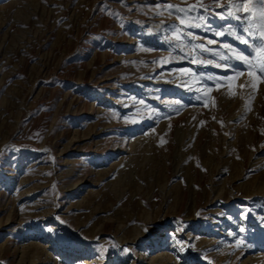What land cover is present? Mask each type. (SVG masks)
Returning <instances> with one entry per match:
<instances>
[{
  "label": "rangeland",
  "instance_id": "rangeland-1",
  "mask_svg": "<svg viewBox=\"0 0 264 264\" xmlns=\"http://www.w3.org/2000/svg\"><path fill=\"white\" fill-rule=\"evenodd\" d=\"M235 15L264 26L258 0H0V264H264V53Z\"/></svg>",
  "mask_w": 264,
  "mask_h": 264
},
{
  "label": "snow or ice",
  "instance_id": "snow-or-ice-1",
  "mask_svg": "<svg viewBox=\"0 0 264 264\" xmlns=\"http://www.w3.org/2000/svg\"><path fill=\"white\" fill-rule=\"evenodd\" d=\"M166 2V0H165ZM213 4L217 3V0H212ZM246 3V0H245ZM258 5L259 7L264 10V0H258ZM169 7H172L171 5H169ZM237 8H239V5H237ZM247 10V8H246ZM185 9H179V12H184ZM224 11H227V6L224 7ZM204 12H209L210 13V9L204 6H201L200 9L195 10L194 12L190 13V15L194 16L196 19L202 20L204 21L203 24L201 23H195L194 26L196 28H204L205 30L211 31L212 29L208 26V22H207V18L203 15ZM221 18H227L223 15V13L220 14ZM233 13L229 12L228 16H232ZM235 19L237 21H241V20H245L244 17H241L239 15H235ZM181 24H184V21L181 20L180 21ZM226 28H228L229 31L233 32V35L236 39L240 40L243 43L248 44L249 40L245 37V33L248 34V36L253 37L252 42H251V51L255 54V53H264V26H262L260 29L257 30H253L251 27L248 26L247 21L245 20V24L243 27H234L232 25H226ZM175 31V29H173ZM258 33V34H257ZM227 33L223 31V29L219 30V31H215L214 35L216 36H220V35H226ZM183 38L184 41L187 45H190L193 49L195 50H199V55L201 56H206L209 52L211 53V59H206L204 61V63H212L213 59L217 60V61H222L224 63V65L227 68H231L232 65L229 64L228 62L233 59L232 55L230 54L231 52H237V54L235 55V59L245 62L249 67H252L254 65H252L251 60L249 59L248 56L244 55V54H240L238 53V50L235 48H231L229 45L224 44L223 47L226 49H229V53H224L221 52L219 49H208L206 47L205 44L201 43V44H196L195 40L196 37L192 36L191 33H189L187 31V29H185L184 33H183ZM177 40L181 39V36H176ZM171 43V41H169ZM214 41L211 39L207 40V45H211L213 44ZM179 47V46H178ZM186 55V54H185ZM184 57L182 56V59ZM189 59L192 60L193 63H196L197 61L191 57H189ZM217 67H221L220 63L216 64ZM260 71L261 74L264 75V61L261 62V66H260ZM211 79V77H202L201 79V84L203 83V79ZM197 99L199 100L200 97L197 96ZM141 104L145 103L144 101H140ZM177 104H179L180 102L177 101ZM247 212H242V215L246 216ZM240 231H244L243 228L240 229ZM234 235V234H232ZM179 242V241H178ZM243 243L242 241H238V244ZM123 251L127 252V249H123Z\"/></svg>",
  "mask_w": 264,
  "mask_h": 264
}]
</instances>
